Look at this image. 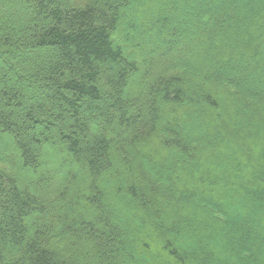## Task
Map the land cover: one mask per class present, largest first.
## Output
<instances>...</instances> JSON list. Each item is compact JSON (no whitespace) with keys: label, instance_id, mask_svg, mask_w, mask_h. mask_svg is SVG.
<instances>
[{"label":"trees","instance_id":"16d2710c","mask_svg":"<svg viewBox=\"0 0 264 264\" xmlns=\"http://www.w3.org/2000/svg\"><path fill=\"white\" fill-rule=\"evenodd\" d=\"M0 264H264V0H0Z\"/></svg>","mask_w":264,"mask_h":264},{"label":"rangeland","instance_id":"374dc122","mask_svg":"<svg viewBox=\"0 0 264 264\" xmlns=\"http://www.w3.org/2000/svg\"><path fill=\"white\" fill-rule=\"evenodd\" d=\"M257 22H258V21H257ZM257 22H255L253 26H255V25L257 24ZM213 23H214V22H213L212 20H209L207 25L211 26ZM248 139H249V138H248ZM133 211H134V209L129 208V207H126L125 205H124V206L122 205V206L120 207V214H121V215H124L125 213L129 214V213H132Z\"/></svg>","mask_w":264,"mask_h":264}]
</instances>
